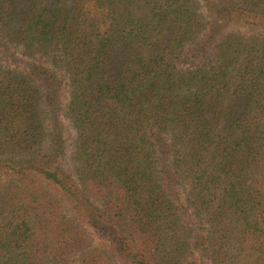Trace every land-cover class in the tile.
<instances>
[{"label": "trees", "instance_id": "trees-1", "mask_svg": "<svg viewBox=\"0 0 264 264\" xmlns=\"http://www.w3.org/2000/svg\"><path fill=\"white\" fill-rule=\"evenodd\" d=\"M209 18L257 31L185 68ZM11 48L0 264H264V0H0Z\"/></svg>", "mask_w": 264, "mask_h": 264}, {"label": "rangeland", "instance_id": "rangeland-1", "mask_svg": "<svg viewBox=\"0 0 264 264\" xmlns=\"http://www.w3.org/2000/svg\"><path fill=\"white\" fill-rule=\"evenodd\" d=\"M218 22L213 20L212 18H209V25L207 30L205 31L202 42L192 45L189 47L188 53H190V56L186 58V62L184 64L185 68H190L193 67L194 65L198 63H204V62H209L213 57L214 53L211 50L212 46L217 43V41L221 38L222 35L227 34L228 32H241L242 34L249 35L255 33L257 30L252 28V27H247V26H242V25H237V24H232L226 27V29L222 30L219 35H212L214 30L218 27ZM212 35V40L213 43L209 45V48L206 46V41L209 40L210 36ZM192 53L195 55V59L191 57ZM32 61H36L39 64H44L48 65L47 61L44 59H37V60H32L26 58V56H23L19 52L14 51L12 48L9 49V51H1L0 52V62L7 66H11L12 68H18L22 71H27L28 70V65ZM59 77L62 79V88L60 92L61 98L60 100V105L62 106V109H64L67 101H68V87H67V79L65 77V74L63 72H59ZM37 83H39L43 90L47 93V87L45 85V81L42 79H36ZM48 104V102H47ZM61 124L64 127V137L68 143V150L67 153L64 156L63 160V167L64 170L70 174L73 171V163H72V158H71V152L73 148V141L75 138V133L74 130L71 128L69 122L67 119L63 116V113H61L60 116ZM182 203V202H181Z\"/></svg>", "mask_w": 264, "mask_h": 264}]
</instances>
